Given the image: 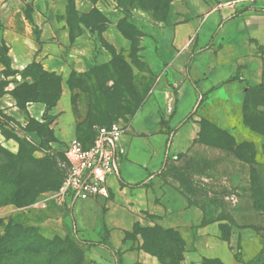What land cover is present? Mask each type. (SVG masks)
<instances>
[{
	"label": "rangeland",
	"instance_id": "1",
	"mask_svg": "<svg viewBox=\"0 0 264 264\" xmlns=\"http://www.w3.org/2000/svg\"><path fill=\"white\" fill-rule=\"evenodd\" d=\"M189 1L193 0H74L87 15L86 23H80L72 0H52L59 22H67L73 36L82 31V24L97 34L108 61L98 70L94 66L73 72L67 79L59 74L49 78L48 97L55 106L48 111L53 121L42 132L27 116V107L19 104L26 113L23 121L0 109L6 137L33 147L29 159L19 165L28 179L0 194V264H248L264 250V133L254 129L264 131V87L247 88L264 82V44L257 39L260 76L234 78L230 89L218 92L202 108L201 142L170 159L153 181L111 189L72 207L54 197L67 148L75 140L89 143L95 125L122 120L127 135H145L133 130L148 127L145 118L152 101L144 103L156 77L142 56L145 34L133 20L143 13L164 29L177 23L179 10L187 12ZM102 5L122 14L114 30ZM171 12L174 17L168 23ZM34 13V0H0V45L5 42L2 30L25 32ZM112 31L121 43L112 42ZM1 65L3 93L8 71ZM189 107L185 99L179 116L194 111ZM39 118L45 120L42 114ZM146 140L132 141L134 147H147ZM12 153L0 143L1 161ZM153 153L150 159L157 164L163 151ZM14 169L10 166L9 174ZM252 169L262 188L259 193L252 188ZM27 185L34 188L31 197L21 194L20 187Z\"/></svg>",
	"mask_w": 264,
	"mask_h": 264
},
{
	"label": "crops",
	"instance_id": "2",
	"mask_svg": "<svg viewBox=\"0 0 264 264\" xmlns=\"http://www.w3.org/2000/svg\"><path fill=\"white\" fill-rule=\"evenodd\" d=\"M61 1L68 3V0ZM189 3L185 14L178 11L177 23L164 29L150 23L143 13L133 20L145 34L143 45L146 50L142 56L156 77L144 103L152 101L153 109L145 118L148 127L133 130L145 135H127L125 132L122 139L125 165L123 162L121 179L109 178V191L153 181L167 168L170 159L201 142L202 108L209 105L218 92L230 89L235 83L234 78L259 77L261 74L255 39L264 44V0H193ZM34 8L36 13L31 16V26H25V32L15 28L1 32V40L9 48L11 68L16 73L7 75V85L0 93V109L21 121L25 120L26 113H21L12 90L25 80L21 72L32 62L37 61L44 70L67 79L73 72H85L108 61V55L98 44L97 34L82 24V31L73 36L70 25L59 22L52 0H34ZM80 8H76L77 11L85 14ZM100 9L114 30L122 14L103 5ZM173 17L174 12H171L168 23ZM35 28L39 30V38ZM110 35H113V43H121L118 33L112 31ZM1 69L6 70L4 64ZM26 80L32 81L29 77ZM259 83L248 84L247 88ZM185 99L194 111L179 116L180 105ZM58 106L61 107V102ZM25 107L29 110L27 116L37 120H41L39 117L46 108L40 102H31ZM66 110L68 112V107ZM133 137L142 141L146 138L144 144L148 146L134 147ZM0 143L13 153L20 149L19 142L6 137L1 128ZM162 151L163 158L155 164L150 159L152 153Z\"/></svg>",
	"mask_w": 264,
	"mask_h": 264
},
{
	"label": "built area",
	"instance_id": "3",
	"mask_svg": "<svg viewBox=\"0 0 264 264\" xmlns=\"http://www.w3.org/2000/svg\"><path fill=\"white\" fill-rule=\"evenodd\" d=\"M122 120L110 125H96L95 136L88 146L74 141L66 150V168L63 183L54 197L60 204L72 207L78 200L107 195L109 178L121 179L125 148L122 139L125 134Z\"/></svg>",
	"mask_w": 264,
	"mask_h": 264
},
{
	"label": "trees",
	"instance_id": "4",
	"mask_svg": "<svg viewBox=\"0 0 264 264\" xmlns=\"http://www.w3.org/2000/svg\"><path fill=\"white\" fill-rule=\"evenodd\" d=\"M69 1H71V0H69ZM72 1H73V14H75L76 21L86 23L87 15L86 14H80L77 11L76 7L74 6V0H72ZM30 19H31V17H30ZM35 33L37 34V37L39 38L40 33H39L38 28H35ZM1 45H3V49H0V62L5 65L6 70L8 71L7 75L15 74L16 71H14L11 68V60H10V57L8 56L9 48L5 42H2ZM99 67L100 66H96L97 70L99 69ZM21 74L23 76V79H25V80L22 83H20L19 85H17L12 90V94L17 99V101L21 107H25L28 103H31V102H40V103L45 104L46 108H45V112L43 114V119H45V120L42 122L41 120H37L34 118L31 119V122L35 123V126H36L35 129H38L39 132H42L53 121V117L48 116V111L53 106H55V103H52L50 101V97H48V92L50 91L49 88H50V83H51V81H49V78H56V74L44 70L43 67L41 66V64L38 63L37 61H34L29 66H27L21 72ZM28 77L32 79L31 82L26 80ZM263 87H264V82L261 84H258V85L251 86V87H249L250 89L249 88L248 89L250 91L253 89H258V88H263ZM246 94L247 95H245V99H244L245 109H246V102L249 99L247 92H246ZM112 123L113 122H110V123H107L105 125H110ZM98 125H100V124H98ZM254 129H255V131H257L259 133H264V131L262 129H260V131L257 128H254ZM94 136H95V128H94ZM94 136L92 137L93 139H94ZM93 139L89 143H86L85 146L90 145L92 143ZM19 144H20V149L16 154L12 153V155L11 154L8 155V157H6L2 161L0 159V194L8 193L10 188L15 187L14 184L17 185V183L19 184L22 179L25 181V179H28V177H29L28 173L26 175L24 173L22 174L19 171V165H22L24 162H26V160L29 159L28 153L31 152V149H33V147L32 148L29 147V145L25 141L24 142L20 141ZM29 148H31V149H29ZM65 161H66V158H65ZM10 166L15 167V169H14V171H12L9 174L8 168ZM251 171H252V179H253L252 180V184H253L252 188H253L255 193H259V191L261 192L262 188L259 189L256 182L254 181V176H255L256 172L253 169ZM18 172H20L22 175L18 174ZM62 174H63L62 175L63 178H62L57 189H59V187L63 183V180H64L65 175H66V168L63 166H62ZM20 189L22 190V191L20 190L21 194L27 195L30 197H31L33 190H34V188L31 185L29 187H28V185L22 186V188L20 187ZM260 197H261V193H260ZM248 264H264V250L261 251L253 259H251Z\"/></svg>",
	"mask_w": 264,
	"mask_h": 264
}]
</instances>
